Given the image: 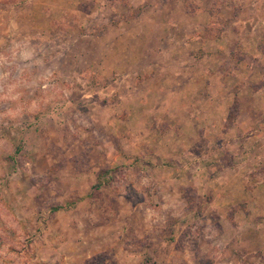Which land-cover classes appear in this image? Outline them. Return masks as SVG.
<instances>
[{"label": "rangeland", "instance_id": "374dc122", "mask_svg": "<svg viewBox=\"0 0 264 264\" xmlns=\"http://www.w3.org/2000/svg\"><path fill=\"white\" fill-rule=\"evenodd\" d=\"M126 1L114 2L121 21L136 15ZM95 4L0 0V264H264V254L238 249L252 230L211 204L198 171L210 164L207 144L182 154L187 173L170 172L174 127L185 124L169 117L182 119L183 104L154 107L163 62L122 59L157 46L148 41L153 14L143 43L118 41V27L105 33L113 43L93 44L82 38L87 21L109 16L90 13Z\"/></svg>", "mask_w": 264, "mask_h": 264}, {"label": "crops", "instance_id": "0c3cea01", "mask_svg": "<svg viewBox=\"0 0 264 264\" xmlns=\"http://www.w3.org/2000/svg\"><path fill=\"white\" fill-rule=\"evenodd\" d=\"M114 2L95 0L90 13H107L108 19L87 21L91 34L82 38L89 37L93 44H111L114 41L105 33L121 30L115 35L118 41L143 43L144 16L153 14L154 33L148 41L157 46L139 49L138 55L126 52L122 59L144 58L147 53L163 62L154 68L167 78L158 87L164 95L155 98L154 107H162L161 114L174 99L183 104L182 119L169 117L171 124H185L174 127L176 147L175 151L170 148V153L175 166L170 172L187 173V165L180 161L182 154H191L186 151L197 141L207 144L210 164L198 171L204 172L208 194L214 196L211 204L229 212L227 219L237 221L241 228L252 230L239 233L238 249L264 254V0H127L122 6L129 2L126 9L136 10V15L122 21L117 19L115 12L120 8H115ZM220 2L224 5L218 6ZM160 12L171 15L162 26L157 17ZM124 27L133 28L135 34H124ZM169 28L173 31L168 33ZM114 72L121 73V69H114L112 76ZM144 104L141 99L136 102L138 115ZM156 121L165 123L160 116ZM182 139L188 144L184 140L182 144ZM197 183L194 181V186ZM224 216L218 218L226 219ZM253 222L258 226L252 228Z\"/></svg>", "mask_w": 264, "mask_h": 264}, {"label": "trees", "instance_id": "16d2710c", "mask_svg": "<svg viewBox=\"0 0 264 264\" xmlns=\"http://www.w3.org/2000/svg\"><path fill=\"white\" fill-rule=\"evenodd\" d=\"M59 209H60V207H55V208H52V211H57Z\"/></svg>", "mask_w": 264, "mask_h": 264}]
</instances>
